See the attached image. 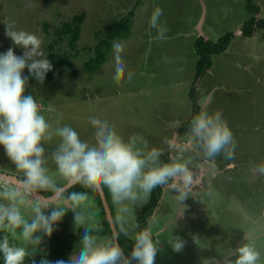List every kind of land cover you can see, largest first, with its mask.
<instances>
[{"label":"rangeland","instance_id":"obj_1","mask_svg":"<svg viewBox=\"0 0 264 264\" xmlns=\"http://www.w3.org/2000/svg\"><path fill=\"white\" fill-rule=\"evenodd\" d=\"M247 2L0 0V53L13 48L16 55L23 54V49L6 37L7 23L42 38V48L53 65L48 73L54 79L47 84L46 79L40 83L29 76L25 95L37 98L42 114L52 123L57 113H62V123L71 125L82 139L91 135L90 116L106 117L126 140L134 139L148 148L161 147L166 156L169 154L164 141L175 137L191 117L193 88L198 101L211 94L209 110L223 114L236 142L233 159L222 155L205 159L189 136L178 138L184 155L191 158L190 167L200 186L182 202L171 191L165 192L151 221L154 231L163 230L155 264H225L226 259H235L229 251L234 253L246 243L245 237L255 242L261 251L260 264H264V174L258 171L264 166V29L256 30L253 38L238 36V30L242 32L252 16ZM254 3L261 8L256 20L264 21V0ZM156 7L163 10L160 20L168 29L164 40L154 39L157 33L149 24ZM82 13L85 19L80 25L79 42L71 47L69 37L60 39L57 31L73 24ZM130 13V36L118 41L124 45L126 70L135 73L132 81L125 80L124 74L119 80L113 79L112 50L98 72L87 73L85 65L95 56L98 32ZM227 34H233L228 49L214 55L211 69L194 83L201 59L196 48L198 38L203 35L217 44ZM63 57L69 58L70 68L57 67ZM23 75H29L27 68ZM54 146L55 142L46 144L49 151ZM49 166L54 169L50 162ZM0 172L20 176L2 146ZM148 202L133 206L135 218ZM90 203L101 223L103 215L97 201L92 198ZM134 224L130 219L128 227ZM131 235L126 237L131 239ZM170 235L183 240L180 252L173 251L167 242ZM78 241L73 213L69 211L50 237L43 236L38 250L26 258L25 264L37 262L34 255L67 262Z\"/></svg>","mask_w":264,"mask_h":264},{"label":"clouds","instance_id":"obj_2","mask_svg":"<svg viewBox=\"0 0 264 264\" xmlns=\"http://www.w3.org/2000/svg\"><path fill=\"white\" fill-rule=\"evenodd\" d=\"M162 15L163 10L156 7L149 19L157 40H164L168 31L161 23ZM5 35L23 49V54L16 55L13 48L0 53V146L20 174L16 184L0 183V261L25 264L26 258L38 250L43 236L50 237L58 222L71 211L79 241L67 262L57 260L54 264H155L163 235V230L154 231L151 226L155 212L147 226L138 231L137 223L132 228L128 224L135 219L133 206L149 199L158 186L174 193L180 202L200 186L181 142L176 137L164 141L169 154L164 161L161 148L126 140L106 117L88 118L92 132L87 139H82L71 125L62 123V113H57L55 123L50 122L42 114L37 98L25 95L29 76L43 83L53 69L42 48V38L18 29L14 23H7ZM111 49L113 79L119 80L124 74L125 80L131 82L135 73L126 70L123 43L114 40ZM26 68L28 76L23 75ZM197 81L196 78L194 83ZM210 104L211 94L198 101L199 111L191 117L186 135L205 159L222 155L231 160L236 149L233 132L220 111L209 110ZM51 142L55 146L49 151L46 144ZM258 171L264 174V166ZM76 186L92 191L107 189L117 210L115 218L111 213L110 236L99 235L102 224L90 203L92 195L88 191H71ZM130 232L134 245L130 257H126L117 241L119 235L129 236ZM245 240L234 253L229 251L235 259H226L225 264H260L261 251L253 240ZM167 242L175 252L184 247L180 237L170 235ZM32 264L36 261L32 260ZM40 264L50 262L42 259Z\"/></svg>","mask_w":264,"mask_h":264},{"label":"trees","instance_id":"obj_3","mask_svg":"<svg viewBox=\"0 0 264 264\" xmlns=\"http://www.w3.org/2000/svg\"><path fill=\"white\" fill-rule=\"evenodd\" d=\"M248 11L252 16L251 18L245 23L243 27L244 36L246 38H251L254 36L256 30L258 29H264V21H257L256 16L260 14L261 9L255 5L254 0H248ZM132 17L133 13H130L128 16L123 17L121 20H116L111 23L107 28L99 32L97 35L100 37L98 44L96 45L94 49V58H92L90 61H88L85 65V71L89 74H93L98 72L102 66L107 61V57L109 53L111 52V45L114 40H123L127 39L130 36L131 26H132ZM85 19V14H81L80 16H77L74 18L73 24H65L62 26L60 30L57 31V36L61 39L63 37H69L70 40V46L74 47L79 42V37L81 35L80 25L83 23ZM47 24L44 25V31L48 33ZM233 38V34H227L225 37L220 39L217 44H214L207 41L204 36L199 37L196 41V48L197 53L200 56V60L197 66V79L202 76L206 71L210 70L213 61L212 57L214 55L220 54L225 52L228 47L231 44ZM52 58H54L53 55H51ZM51 58V59H52ZM54 60V59H53ZM70 66L69 58L63 57L60 58V62L57 65L58 68H68ZM70 68V67H69ZM46 82L49 84L51 80L54 79V77L47 73L46 75ZM190 99L193 103V110L191 117L199 111V105L197 103V95L195 93V89L193 88L190 92ZM191 117L186 121L183 122L182 126L178 129L179 134H185L188 131V125L190 122ZM162 160L167 161L168 158L166 156L161 157ZM51 163V161H50ZM71 191H88L91 193V195L95 196L97 201L99 202V205L101 206V210L104 213V207L100 199V195L98 191H92L91 189H81L79 186L74 187L71 189ZM107 199L110 200L111 205V198L110 194L107 192V189H104ZM163 188L158 186L155 188L152 192V200L143 208L141 211L140 216L138 217L137 224L139 227L137 228V231L146 227L148 220L151 218L152 214L155 212L157 206L160 202V197L162 195ZM44 195V193H41ZM111 235L112 229L111 224L104 220L102 223V231L99 233V235ZM118 244L122 248L124 254L126 257H130L131 251L134 245V240L126 237L125 235L121 234L118 237ZM37 258L36 264H40V261L42 260L38 255H34ZM49 262H55L56 260H48ZM0 264H2V261H0ZM133 264H135V261H133Z\"/></svg>","mask_w":264,"mask_h":264},{"label":"flooded vegetation","instance_id":"obj_4","mask_svg":"<svg viewBox=\"0 0 264 264\" xmlns=\"http://www.w3.org/2000/svg\"><path fill=\"white\" fill-rule=\"evenodd\" d=\"M238 36H240V35H238ZM205 38H206V37H205ZM206 40H208V39H206ZM197 101H198V100H197ZM185 134H186V133H185ZM185 134H179V133L177 132V135H176L175 137L178 139L179 137H183ZM157 147H158V146H157ZM158 148H161V147H158ZM166 157L168 158V155H166ZM98 192H99V191H98ZM103 192H104V194H105V200H106L108 206H109L110 209H111V213H112V215H113L114 218H115V216H116V214H115V212H116V206H114V205L112 204V201H111V205H110V200L107 199V196H106V193H105L104 190H103ZM152 192H153V191H152ZM164 194H165V192L162 191V195H161V197H160V199H159L160 201L163 200V198H164ZM99 195H100V193H99ZM92 198L95 199V200L97 201V199L95 198V196L92 195ZM110 198H111V196H110ZM100 199H101V195H100ZM151 200H152V193H151L150 198H149V201H151ZM101 202H102V204H103L102 199H101ZM97 204H98L99 209L101 210V206L99 205V202H98V201H97ZM103 207H104V204H103ZM157 209H158V206H157V208H156V210H155V213H156ZM101 213H102V215H103V220H102V222H101V224H102L104 220L108 221V218H107V211H106L105 207H104V213H103L102 210H101ZM140 214H141V213H138V214H137V217L134 219V222H135V223H137L138 216H140ZM148 221H149V220H148ZM108 222H109V221H108ZM128 225H129V224H128Z\"/></svg>","mask_w":264,"mask_h":264},{"label":"water","instance_id":"obj_5","mask_svg":"<svg viewBox=\"0 0 264 264\" xmlns=\"http://www.w3.org/2000/svg\"><path fill=\"white\" fill-rule=\"evenodd\" d=\"M199 30H200V28H199ZM17 180H18V177L9 174V172L8 173L7 172H0V183L8 182L9 184H16ZM99 193L101 195V199L103 201L104 207L107 211V218L111 224V229H112L113 228V219L111 216L110 208H109V206L105 200V194L103 191H99Z\"/></svg>","mask_w":264,"mask_h":264},{"label":"crops","instance_id":"obj_6","mask_svg":"<svg viewBox=\"0 0 264 264\" xmlns=\"http://www.w3.org/2000/svg\"><path fill=\"white\" fill-rule=\"evenodd\" d=\"M238 31H239V30H238ZM238 34H239L240 36H242V32H239Z\"/></svg>","mask_w":264,"mask_h":264}]
</instances>
